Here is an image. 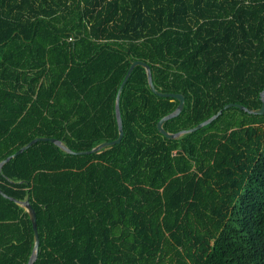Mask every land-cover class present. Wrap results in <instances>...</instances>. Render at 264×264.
I'll return each instance as SVG.
<instances>
[{"label": "trees", "instance_id": "1", "mask_svg": "<svg viewBox=\"0 0 264 264\" xmlns=\"http://www.w3.org/2000/svg\"><path fill=\"white\" fill-rule=\"evenodd\" d=\"M135 60L184 96L169 133L259 109L264 0H0V161L37 137L114 140ZM177 104L137 66L118 144L37 142L2 166L0 190L36 213L34 264H264V113L230 107L170 140L156 124ZM33 244L0 195V264Z\"/></svg>", "mask_w": 264, "mask_h": 264}, {"label": "water", "instance_id": "2", "mask_svg": "<svg viewBox=\"0 0 264 264\" xmlns=\"http://www.w3.org/2000/svg\"><path fill=\"white\" fill-rule=\"evenodd\" d=\"M137 66H141L145 69L146 72V77H147V83L149 86V89L151 90V92L159 97H165V98H173L175 100L178 101V104L176 106V108L170 112L169 114L163 116L156 124V128L158 130V132L163 135L165 138L173 140V139H177L180 136L184 135V134H188V133H192L194 131H197L199 129H201L202 127L208 125L209 123H211L213 120H215L221 113L223 110H226L230 107H235L238 108L240 110H243L244 112L248 113V114H255V115H261L264 113V89L263 91L260 93V100H261V106L259 109H249L244 107L243 105L240 104H236V103H229L223 106L222 109L218 110L214 115H212L211 117H209L208 119L200 122L199 124L195 125L192 128L186 129V130H181L178 131L176 133H169L167 132L164 128H163V124L171 119L174 118L176 116L179 115V113L182 111L183 106H184V96L182 94H176V93H167V92H161L159 90H157L153 84L152 81V75H151V70L149 65L146 62H143L141 60H135L132 61L128 67V70L118 88L117 94H116V98H115V105H114V112H115V119H116V124H117V130H118V135L117 137L112 140V141H104L101 142L99 144H97L96 146H94L92 149L88 150V151H72L71 149H69L62 141L56 139V138H50V137H37L32 139L31 141H29L26 145L20 147L18 150H16L13 154L7 156L6 158H4L3 160L0 161V170L2 168V166L7 163L11 158H14L15 156L21 154L23 151H25L26 149H28L29 147H31L33 144L37 143V142H50L53 143L54 145H56L57 147H59L62 151H64L67 154H72V155H85V154H91V153H95L98 152L102 149L108 148L110 146H113L115 144H118L122 137H123V128H122V120H121V115H120V110H119V97H120V93L122 91V88L124 86V84L126 83L127 79L129 78L131 72L133 71V69ZM0 195H2L3 197L9 198L11 201H13L14 203H16L18 206H20L25 212H27L31 224H32V230H33V240H34V244H33V248H32V252L28 258L27 264H34L36 258H37V254H38V247H39V236H38V232H37V226H36V213L35 210L33 209V207L31 206L30 202L28 199H25L23 201L21 200H17L11 197H8L6 194H4L1 190H0Z\"/></svg>", "mask_w": 264, "mask_h": 264}, {"label": "built area", "instance_id": "3", "mask_svg": "<svg viewBox=\"0 0 264 264\" xmlns=\"http://www.w3.org/2000/svg\"><path fill=\"white\" fill-rule=\"evenodd\" d=\"M69 40H71V39H69Z\"/></svg>", "mask_w": 264, "mask_h": 264}]
</instances>
